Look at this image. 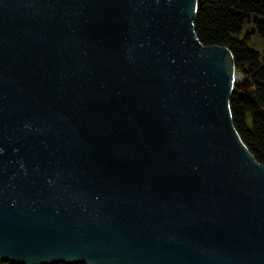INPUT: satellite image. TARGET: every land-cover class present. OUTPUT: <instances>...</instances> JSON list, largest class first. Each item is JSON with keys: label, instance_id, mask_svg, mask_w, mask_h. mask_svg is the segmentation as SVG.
Wrapping results in <instances>:
<instances>
[{"label": "water", "instance_id": "obj_1", "mask_svg": "<svg viewBox=\"0 0 264 264\" xmlns=\"http://www.w3.org/2000/svg\"><path fill=\"white\" fill-rule=\"evenodd\" d=\"M200 0H0V261L264 264V163Z\"/></svg>", "mask_w": 264, "mask_h": 264}, {"label": "trees", "instance_id": "obj_2", "mask_svg": "<svg viewBox=\"0 0 264 264\" xmlns=\"http://www.w3.org/2000/svg\"><path fill=\"white\" fill-rule=\"evenodd\" d=\"M246 23L254 29L244 32ZM194 27L204 45L229 48L237 70L252 81L254 96L237 87L229 107L243 142L264 163V58L249 44L251 33L264 37V0H200Z\"/></svg>", "mask_w": 264, "mask_h": 264}, {"label": "rangeland", "instance_id": "obj_3", "mask_svg": "<svg viewBox=\"0 0 264 264\" xmlns=\"http://www.w3.org/2000/svg\"><path fill=\"white\" fill-rule=\"evenodd\" d=\"M253 29H254V27L251 24L246 23L245 27H244V32L252 31ZM251 37L252 38L249 42L250 46L252 48L259 50L261 55L264 58V37L260 36L258 33H251ZM243 77L244 76L242 75L241 78H243ZM0 264H6V263L0 261Z\"/></svg>", "mask_w": 264, "mask_h": 264}]
</instances>
